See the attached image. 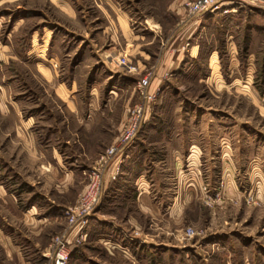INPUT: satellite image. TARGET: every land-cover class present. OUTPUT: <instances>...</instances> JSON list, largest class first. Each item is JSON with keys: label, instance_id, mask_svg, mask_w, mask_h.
I'll return each mask as SVG.
<instances>
[{"label": "rangeland", "instance_id": "1", "mask_svg": "<svg viewBox=\"0 0 264 264\" xmlns=\"http://www.w3.org/2000/svg\"><path fill=\"white\" fill-rule=\"evenodd\" d=\"M187 1L0 0V227L25 234L21 240L18 233L13 236L33 264H55L61 240L71 250L68 264H264V8L194 16L185 9ZM195 20L199 24L189 29ZM131 50L135 73L112 61ZM166 57L169 67L163 65ZM147 75L151 93L144 100L138 80ZM138 103L145 105L148 121L133 143L149 130L146 147L160 166L149 161L157 167L149 168V177L160 169L172 176L169 140L187 146L195 139L203 163L211 157L216 162L198 175L211 173L217 182L204 180L201 195L175 217L145 215L135 201H124L111 213L126 226L123 232L93 224L92 218L103 202L110 166L128 154L109 151ZM94 108L100 115L86 129L81 115ZM162 130L176 133L165 138ZM181 130L199 133L194 138ZM34 133L42 157L34 154V145L31 151L27 147ZM55 146L65 151L61 158L67 165L82 160L85 167L74 168L76 175L65 180L56 170ZM98 147V153L82 154ZM224 160L234 161L235 176L245 178L240 196L231 195L222 179ZM9 163L24 177L17 169L7 176ZM198 175L196 183L202 181ZM20 180L36 185L23 194L22 206L28 193L39 192L42 213L50 197L65 206L63 218L50 219L41 229L24 223L18 206L4 201L1 191L3 182L15 189L27 185ZM97 188L98 200L84 222L77 213L64 214L70 208L79 212ZM0 264H16L1 244Z\"/></svg>", "mask_w": 264, "mask_h": 264}, {"label": "crops", "instance_id": "2", "mask_svg": "<svg viewBox=\"0 0 264 264\" xmlns=\"http://www.w3.org/2000/svg\"><path fill=\"white\" fill-rule=\"evenodd\" d=\"M244 7H240L239 10H243ZM201 21V19H200ZM198 20L192 21L190 24H188V28H196V26L199 24ZM189 28V29H190ZM158 30L156 34L158 35L160 32ZM57 37V35L55 36ZM59 41V39H58ZM60 45V43L56 42L55 45H53V49L56 50V47ZM132 50L129 52L130 56H132ZM127 54V53H126ZM180 57L178 58V66L183 62L184 57L186 56L184 53V50L181 51ZM121 55V53L116 54V56ZM114 61V59L112 60ZM164 66H170V60L169 57L164 58L163 61ZM173 63V62H172ZM173 65V64H172ZM148 66V65H147ZM178 66L174 67L173 69H176ZM167 69L166 67L164 68ZM171 69V68H169ZM172 69V70H173ZM158 78L155 80L157 83ZM155 83V84H156ZM96 85L92 83V86L90 88H94ZM99 87V86H97ZM92 93V92H91ZM90 101V100H88ZM91 106L96 104L94 103H88ZM98 109V108H96ZM95 108L93 109L94 112ZM87 113L82 114L81 117L83 118V122L85 124L84 127L88 129L89 121H94L96 117H99V113ZM20 117H24V115L21 113L19 114ZM22 119V118H19ZM26 130V129H25ZM23 130V131H25ZM179 133V131H177ZM173 133V134H172ZM176 133L174 130H162L160 131L161 136L163 137H169L174 135ZM180 133H188L190 137H196L197 133H199L198 130H190L185 131L181 130ZM26 135V134H25ZM31 136V134H29ZM149 135V130L146 132L144 139L137 141L135 144L133 143L128 149H127V156L123 159L121 158L123 156L119 155L118 159H116L113 164L110 166L105 179V190H104V196H103V202L98 208L97 213L93 216V224L97 223H103L108 225H113L115 227H118L123 230V232L126 231V226L121 223V221L115 217L112 216V212L116 210V208L124 205V201H135L136 205L138 206V209L144 213L145 215H149V213L153 216L156 215H163L166 213V215L175 217V215H180L183 211V208L185 207L186 203L191 202L193 199L198 198L201 193V185L206 180L208 184L213 185L217 181H213L211 173H208L206 177L202 178V176H199L197 173V170H200L201 168L206 169H212L214 165H216V162L214 160H210L207 163H203L201 159V144L197 142V140L192 139V141H189V144L186 146V143L184 146H179L173 144V141H168V146H164L165 148L169 149L170 151V158L172 165V173L171 177L168 176L167 172H164L160 169L158 173L156 172L152 173V177H149V168H151L150 162L157 158L156 153L149 155V149L147 146L148 140L147 137ZM33 136V134H32ZM58 135L57 137H59ZM184 136V135H183ZM199 136V135H198ZM37 136L34 133V143L31 144V142H27V147L30 150L31 146L34 145V151L41 156L42 152V145L41 141H37ZM30 143V144H29ZM68 144V143H67ZM66 149L68 151L67 145L65 144ZM210 147V146H209ZM101 147L90 149L88 151L82 152V154H88L89 152L98 153L101 151ZM33 149V148H32ZM31 151V150H30ZM33 151V152H34ZM54 153L56 154V170H62V173L64 174V179L67 180L69 178H72L74 175H76V172L74 173V168L77 167H85L83 161H75L76 164H70L67 165V163L61 158V153H63L64 150L59 149L58 147L53 148ZM126 151V150H125ZM65 152V151H64ZM75 152V151H73ZM75 158L78 156H74ZM155 157V158H154ZM150 161V162H149ZM122 162V164H121ZM82 164V165H80ZM121 164L120 172H117L118 165ZM153 166L158 165L159 163L152 162ZM234 161H223L220 164L221 169V176L224 181L227 182L228 191L231 193V195L240 196L242 194V189L240 186L244 183L243 180L245 178H240L235 176L236 167L233 165ZM230 165V166H229ZM41 166V165H40ZM157 168V167H155ZM151 168V169H155ZM230 169L229 173H226V169ZM7 169V176L9 172L13 171L12 169H17L16 174L22 178L24 175L22 172L19 171L18 168H15V166H12L10 163L6 167ZM258 174L262 175L260 172ZM117 175V176H116ZM199 176L202 181H198V183L195 182L196 176ZM116 176V178H113ZM226 176V178H225ZM24 177V176H23ZM150 178V179H149ZM154 178V180L152 179ZM158 178L162 179L159 183H157ZM221 178V177H220ZM155 181V182H154ZM251 182V179L249 180ZM8 182V181H7ZM21 183L24 182V180H20ZM241 182H243L241 184ZM261 182L264 183V179H261ZM24 184L27 185H21L19 183L18 189H15L14 186L11 184H7L3 182L2 184V193H3V200L4 201H14L15 204L18 206L20 210V214L23 215L24 223H28L33 228L38 229L46 223V221H49L50 219H53L55 221L60 220L63 218L62 216V210L65 206L61 205L59 202H57L54 199H51L50 197L47 198V202H49V209L42 213V207L38 203L37 199H39V192L37 194L31 195L28 193V197L24 198V201L27 200V203H24V206L21 205V198L23 194L28 192V190H32L35 188V183L29 182L26 180ZM241 184V185H240ZM250 185V184H249ZM12 186V187H11ZM33 187V188H32ZM30 188V189H29ZM36 193V192H35ZM264 198V191L262 193ZM169 201H172V204H169ZM188 201V202H187ZM21 208V209H20ZM44 216V217H43ZM45 218V219H44ZM41 229V228H40ZM39 229V230H40ZM15 233L19 234L18 239L25 238V234L20 232L17 227H9L7 230L5 228V224H3L2 227H0V244L2 246V249L8 259H15L16 264H33L31 259H28L25 256L24 252V246L21 244L20 241L16 242L14 239ZM16 238V237H15ZM247 243L243 242L242 249L247 247ZM263 252V251H262ZM261 256L263 257L264 254L261 253ZM243 257L245 255L243 254ZM247 256L244 259H249ZM256 259H260V253L256 255Z\"/></svg>", "mask_w": 264, "mask_h": 264}, {"label": "built area", "instance_id": "3", "mask_svg": "<svg viewBox=\"0 0 264 264\" xmlns=\"http://www.w3.org/2000/svg\"><path fill=\"white\" fill-rule=\"evenodd\" d=\"M247 6L264 8V0H189L185 3V9L187 10V12L194 16H201L206 13L214 12H221L225 14L232 13L236 12L240 7ZM114 62L118 66L125 67L128 72H138V66L133 63L129 53L116 56ZM138 85L144 97V100L148 99L149 94L151 93V80L149 75L140 78L138 80ZM146 110L147 109L143 103H138L133 108L131 107L129 109L130 124L127 125V128H125V130L119 136L116 145L113 146L109 151L110 154L118 152L123 153L133 144L140 125L143 122L148 121ZM87 196L89 198L90 194H87ZM98 196L99 188H97V191L94 193V197L92 198L91 202L81 207L79 212H77L78 210L75 211L73 210V208H70L65 209L64 214L67 215V217H71L74 213H77L78 215H80L79 219L84 222L91 215V204L98 200ZM67 246L68 241H60V249L58 250L55 264H68L71 250L68 249Z\"/></svg>", "mask_w": 264, "mask_h": 264}]
</instances>
